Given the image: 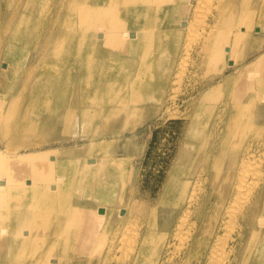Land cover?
Masks as SVG:
<instances>
[{"label": "rangeland", "instance_id": "374dc122", "mask_svg": "<svg viewBox=\"0 0 264 264\" xmlns=\"http://www.w3.org/2000/svg\"><path fill=\"white\" fill-rule=\"evenodd\" d=\"M35 1L29 4L27 0H0V157L1 155L9 156L10 154L12 155L30 150L51 149V151L58 152L59 158H78L80 160L79 167H81V165L85 162L86 157L88 156L87 147L89 141L92 138L99 139L106 137L108 139L117 138L113 145L115 149L114 153L129 156L125 160L132 166H130L131 168H126L122 171L120 180L116 185V199L112 204L103 203L91 196L80 195L70 190L68 192V198H66L65 200L57 199L49 207L43 210L45 214V222L42 221L40 225L42 227H39L38 230H34V227H36L35 223L38 222V210L30 208V206L26 205L19 206L18 211L21 215L24 214L23 217H20L17 220L5 219L3 223L6 224L10 220V227L13 229L32 227L34 225L35 226L31 228L32 231L28 234V238L22 242V246H20V243V245L16 248V255L9 254L7 258L9 260H13V264H44V262L45 264H52V259L57 255L62 257L63 261L64 259L71 258V264H125L129 260V258L132 257L134 252L129 251V246L126 244V242H131V240L134 239L133 237L136 236V241L133 240L134 242L132 241L131 244L136 246L138 245V241L142 236V233L149 226H152L150 225L151 208L153 205H157L158 218L154 228H156V230H161V228L163 229L164 226H167L165 224L167 222L171 231L168 232L167 236L162 239V246L160 247V254L158 253L156 264H169V262L170 264H206L207 256L209 253V246L212 241L211 239H213L218 233H221L223 231L224 223L226 221L225 219H227L226 217H228L226 213L222 215L223 209H217L218 203H216V192L222 190L221 182L226 155H228L230 152H233L234 149L240 150L245 146H252L251 148H249V150L254 152L257 157L263 155L264 151V139H262L264 138V129L261 128V124H264V101L256 98V92L249 87V75L245 69L247 63L251 59H253L261 50L264 49V44L259 48V50L254 52L255 54L253 53L252 55L247 57L244 56L245 46H249L251 44V40H254V48L261 45V41L264 40V29L257 30L254 26L255 24H258L260 22V5L262 4H257L259 3V1L261 2V0H202L203 4H201V2H199L198 0H176L177 2L183 3V5L188 6L186 10H182L181 16H178V20L180 18H185L186 24H181L179 21H177V17H163L159 20L153 19L154 17L146 19V17L148 18V13H146V15L145 11L146 9H149V6L152 3L154 4L155 0H153V2H143L141 0H138L137 3L139 5V10L132 9L131 12L134 16H131L132 20L129 27L133 30H140L141 27H146V30L150 31L148 34L149 37L147 41L142 44L141 50H139L137 54L126 53L122 51L119 52L118 50H113L112 48L109 49L111 52L115 54L117 53V55L121 57L119 59L128 67L132 68L131 73L121 77L117 81L116 85L118 87L123 86L121 89H115L108 95V100L112 102L115 101V103L110 104V102H108L99 104V106H90V111L92 112H90L89 116H82L78 111H72V113L67 114L69 109V105L66 103L67 94H65V90L67 92V89L61 88L63 86V83L64 85H67L65 81L68 80L66 78V75L68 73L66 72L69 59L68 53L65 47H63L65 56L53 61L51 49L54 44H56V42H53V44H49V42L48 47H45V45L47 44L46 37H48L47 34H49L50 31L53 30V34L65 31L70 32L71 23L75 25L76 22L75 20L71 22L66 20V6L62 4L60 0ZM70 1L71 0H66L65 4L69 3ZM115 1L118 5L119 11L123 13L124 9L122 7V4L120 5V0ZM162 1L163 2L161 3L166 7L172 4V0ZM220 1L221 4L224 3L223 5H221L222 7H224L223 9L220 6ZM196 2L197 4L201 5L200 9L199 5L197 6ZM206 2H211V5L207 3L208 8H206L205 6L207 5ZM32 4H36L35 13L32 14L26 21V25L32 29V31L30 32V38L25 43H19L18 48L20 49V53L18 52V54L20 55H16L13 58L14 61L13 59L11 60L9 58V66L11 67L6 68L7 61L5 57V48L6 44H9V42L11 41L12 30L15 27V24L19 16L21 15V12L23 11L21 7L25 6L26 8L24 11H26L27 13H32L31 7L34 6ZM58 4H60V6ZM195 4L198 7L199 11L198 9H196ZM255 4L256 6H253ZM202 5H204L205 9L209 12H205V9ZM217 6L220 7L218 8ZM201 7L202 10L204 9L203 11L201 10ZM209 7H211L210 10H208ZM244 7H246L247 9ZM251 8H253L254 10ZM58 9L60 10V12ZM200 10L202 13L200 12ZM231 11L233 12L231 13ZM203 12L204 14L207 13L206 16L204 15L206 19L203 16ZM194 13L196 16H198L197 20L195 19L196 21L194 20V18H196ZM211 13H213V15ZM248 13L250 14L249 19L252 20L253 26L252 24L250 25L244 23L243 21L245 19V15ZM54 15L56 17H54ZM192 15L194 16V18ZM238 19L241 20L239 21ZM227 20L230 22H228ZM189 21L193 24L196 22L194 25L192 24L193 27H191L194 30L190 28L191 25H189ZM200 21L201 23H199ZM237 21H239V23H237ZM217 22H219L220 24ZM226 22L229 23L227 24V27H225ZM74 25H72V27L76 26ZM214 25L217 26L213 27ZM211 28L213 30H211ZM229 28L231 29V32L228 31ZM221 29H223L224 32ZM158 30H160V32H158ZM208 30L210 33L208 32ZM233 31H236V35ZM222 32L226 37V42H224V44H227V46L223 47L222 45L221 49H219V52L221 53L213 56V46H216L217 42L215 39L216 34H220ZM206 35H208V37ZM188 36H190L191 38L188 39ZM233 37H235L236 39ZM160 39L161 41H159ZM186 42L190 44L189 46L187 45V47L185 44L188 43ZM63 44V42L60 43L58 45V48H62ZM182 47L184 49H182ZM185 48H188L189 51ZM184 50H187L188 54H190L186 55L187 51L186 53H183L185 52ZM40 58H43V61ZM123 59H127V62H125V60ZM11 61L14 62V64H12ZM46 66H48V68L50 66V72H48V74H46V72H43ZM4 69H6L5 73L3 72ZM72 70V73L76 78L78 73L76 72V66H72ZM147 70L149 71L148 73ZM190 70L193 72H191ZM219 70L221 72H219ZM178 71L180 73L184 72L182 73L183 75L178 73ZM175 73H178L179 76H177V74ZM245 73L246 75H244ZM47 77H50L51 80L59 77L61 80L56 88H50V86H48V83L46 84V82H41L39 84L38 80L47 81ZM228 78L231 80V82L226 83V80ZM135 79L138 80V82H136ZM176 79H180L179 82L177 81L178 83L176 82ZM151 81L152 84H154V87L160 88V94L162 96L161 101L156 98L157 93H150V90H147L146 86H148ZM172 83H174V86L171 87L170 85ZM216 84L220 87V89L218 90L220 94L216 92L217 95L215 94L202 100L203 92L209 86H214ZM131 86L134 88H132ZM136 89L137 91L139 89V91L137 92ZM116 90H120L119 93ZM172 90H174V93L172 92ZM59 92H61L60 95H64V99L62 101H59V99L56 97ZM140 93H142L143 95ZM14 95L17 96V100L15 101V103H13L14 106L12 105V107H10L11 99L12 97H14ZM119 95L124 96V98H128V100L125 99L124 101V98L119 99ZM139 95L140 97H142V99H136V97H139ZM31 97H34V100H31ZM172 97L176 98L173 99ZM224 98L227 99L225 100ZM252 99L254 101L253 103L250 102V100ZM131 100L133 103L131 102ZM119 101L121 104L118 103ZM134 101H136V103H134ZM189 107H191V109ZM56 111L60 113L59 116H56ZM237 112L239 115L237 114ZM133 114L141 117L130 128L127 127L125 123L129 118H131V116H133ZM234 117L236 119H234ZM219 118H221L220 121ZM222 129L223 131L228 132L226 134V136H228L227 138L225 136L219 135V131ZM85 131H89V133ZM242 137L244 140L242 139ZM125 138L129 139L125 140ZM225 140H227L228 142H226ZM212 146H214V148ZM200 164H202V166L200 167L203 168L202 173H205V176L207 174H216L217 178L215 180L216 183H214L215 185L213 186V188L210 189V187H208L206 191L207 194L209 193V197L207 200L206 208L204 207L205 215L202 214V217H200L199 219L196 218L195 212L192 211V207L190 209V221L188 220L191 223H188L187 221V223L182 226V235L180 234L182 237L190 231L193 232L194 230L199 229L204 231L205 240L203 244L205 246L203 245V247L198 248V253L196 255H189L184 254V245L186 241L183 242L182 245V239H180V235L178 237H174L173 234L182 214V212H180L179 214V205L166 206L161 202V200L165 199L163 192L164 186L170 177H174L178 181L177 183L179 184L177 185V188H180V183L183 182L182 180L189 177L192 178L193 172ZM262 166V164H259L257 167L259 169L262 168ZM9 173H13V175H20L23 173L26 183L28 182V184H33L38 181V177L39 175H41L42 171L22 169L20 168V166L13 165L10 167ZM5 176V170L0 169V179L4 180L3 178ZM236 178H238V176ZM252 179L258 178L252 176V178L250 177V180ZM234 181L236 183L232 186L233 188L231 189H233V191L235 192L238 179H234ZM204 182H206V180ZM190 183L191 181H189L188 184ZM158 188H160L161 190H158ZM177 188L172 189V195L174 197L175 195H181V192H179ZM187 190L188 188H186V192L184 195H186ZM184 195H181V203L184 200L182 199ZM233 195L234 193L231 194V197ZM142 200L144 203H142ZM99 205L109 206L112 209L105 216L101 217L99 216L98 212L94 210ZM70 206L72 207V209H75V207L77 206V209L80 210V212L84 213V217L82 219L71 218L70 216L68 217L65 211L71 209ZM10 210L16 211L17 208L12 205H7L6 202L0 209L2 214H7V212ZM134 214H137V216H134ZM24 216L26 217V220H28L31 224L24 222ZM133 218L136 219L134 220ZM65 219L68 220V225L66 226H64ZM127 220L130 223L126 222ZM132 221L133 225L136 224L138 226H130ZM120 222L122 224H120ZM128 224L132 230L134 229V231L138 233V235H135V232L131 231V229L129 230L132 233L127 231ZM118 226L119 238L114 241V246L109 247L111 235L113 234L115 228H117ZM192 226L194 229L192 228ZM55 227L59 228V231L52 232ZM76 227L78 231L76 230ZM124 227L127 229H125ZM122 228L124 231L122 230ZM64 229H66V233L62 232ZM136 229H139L137 230L139 232H137ZM85 230L87 232L86 236H88L89 234L90 235L86 241L81 242L80 237L81 235H83L81 232H84ZM122 231L126 234L123 235ZM184 231L186 234L183 233ZM20 234L25 235L24 233ZM132 234L134 235L133 237ZM122 235L124 237L126 236V238H124ZM8 236V233L0 231V243L2 242L0 244V250L2 249L0 251V257L5 256L4 254L6 251V247H2V245H12L11 242H5V239L8 238ZM121 236L123 237V239H121ZM129 236H131L132 238L130 237V239L128 240L127 238ZM106 237L108 240L106 239ZM91 238H93V241L91 240ZM104 239L106 242L104 241ZM32 241L33 244H31ZM131 244L129 245L131 246ZM97 245H99L100 247H97ZM124 245H126V247H124ZM82 246L86 247L85 253L73 254V251L75 249H80V247ZM107 247L109 251L107 250ZM119 247H121L120 251ZM123 247L126 252H122ZM21 249L22 251H24L22 252ZM170 250L172 252L175 251L173 252L175 254L173 255ZM106 252L108 253L107 256L105 255ZM105 257L107 258L105 259ZM113 257L115 258V260ZM124 257H126V260L123 259ZM119 258H122V260L124 261ZM254 261H256V264H264V250H260L259 253H257L256 250L251 252L248 258V264H252Z\"/></svg>", "mask_w": 264, "mask_h": 264}, {"label": "bare ground", "instance_id": "6f19581e", "mask_svg": "<svg viewBox=\"0 0 264 264\" xmlns=\"http://www.w3.org/2000/svg\"><path fill=\"white\" fill-rule=\"evenodd\" d=\"M27 1L30 4V3H33L35 0H27ZM60 1H61L62 4H64L66 6V17H65L66 20L69 21V22L75 20V22H76L75 25L76 26L71 23L70 32H66L65 31V32H60V33H57V34H53L54 33L53 30L50 31V33L47 34L48 37H46V43L47 44L45 45V47H48V43L49 42H50L49 44H53V42H56V44H54V46L51 49V55H52V60L53 61L55 59L62 58L63 56H65V51H64L63 47H65V49L67 50V53H68L69 59H68V67H67V70H66V72H68L67 75H66V78L68 80L65 81L67 83V85L66 84L64 85V83H63V86L61 88V89H63V88L67 89V92L65 90V94H67L66 95V97H67L66 103L69 105L68 112L66 111L67 114L72 113V111H75V112L78 111L80 113V115H82V116L83 115L84 116L85 115L89 116L90 112H92V111H90V106H94V105H98L99 106V104H104V103H108V102H110V104L115 103V101L112 102V101L108 100V95L111 92H113V90H115V89H121L123 86H119L118 87L116 85L117 81L121 77L131 73V69L132 68L128 67L124 62H122L119 59L121 57L119 55H117V53L115 54V53L111 52L109 49L112 48L113 50H118L119 52L122 51V52H126V53L137 54L138 51L141 50L142 44L147 41V39L149 37L148 34H149L150 31L146 30V27H141L140 30H137V29L133 30V29H130V27H129L130 26V22L132 20L131 16H134L132 14V12H131L132 9L139 10V5L137 3L138 0H120V2H121L120 5L122 4V7L124 9L123 13H121L119 11L118 5H117L115 0H71L67 4H65L66 0H60ZM141 1H143V2H151L152 1L153 2V0H141ZM198 1L201 2V4H203L202 0L201 1L198 0ZM221 1H220V6L224 4V3L221 4ZM161 2H163V1L162 0H155L154 4L152 3L149 6L150 10L146 9L145 14L148 13V18L146 17V19H150V18L154 17L153 19L159 20V19H162L163 17H171V18L172 17H177V21H179L181 24H186L185 18H180L178 20V16L180 17L182 10L183 11L186 10L188 8V6H185V5H183V3L177 2L176 0H172V4L170 6L166 7ZM35 3H36V1H35ZM207 3L210 4L211 2H206V4ZM260 3L262 5H260ZM196 4H197V2H196ZM196 4H195V6H196ZM256 4L253 5V6H256ZM32 5H34V6L31 7L32 8V13L31 12L27 13L26 11H24L25 8H26L25 6L21 7V9H23V11L21 12V15L19 16V18H18V20H17V22L15 24V27L12 30L11 41L9 42V44H6V48H5V57H6V61H7L6 68L7 67H11V66H9L10 65L9 64V60H8L9 58L12 60L16 55H20V54H18V52L20 50L18 48L19 43H21V44L23 42L25 43L30 38V35H31L30 32L32 31V29L29 28L26 25V21L32 14L35 13V10H36V6L35 5L36 4H32ZM58 5L60 6V4H58ZM198 5L199 4H197V6ZM216 5H214V6H216ZM245 5H247V4H245ZM257 5H260V18H259L260 22L258 24H255L254 26H255V29L261 30V29H264V0H261V2L259 1V3ZM197 6H196V9H198ZM200 6L201 5H199V9H200ZM202 6L205 9L204 5H202ZM205 6H206V8H208V4L205 5ZM211 7H209L208 10H210ZM221 8L223 9L224 7L221 6ZM244 8H246V7H244ZM199 9H198V11H199ZM251 9H253V8H251ZM201 10H202V7H201ZM201 10H200V12H201ZM204 11L206 12L207 10L205 9ZM59 12H60V10H59ZM207 12H209V11H207ZM213 12H214V10H213ZM232 12L233 11H231V13ZM206 14L207 13L204 14V12H203V16L204 15L206 16ZM211 14L213 15V13H211ZM57 15H58V13H57ZM194 15H195V13H194ZM205 16H204V18H205ZM54 17H56V16L54 15ZM144 17H145V15H144ZM197 17L198 16H196V18H194V16H193L194 20L195 19L197 20ZM249 18H250V14L248 13V14L245 15V19L243 21H244V23H247V24L251 25L252 24V20L249 19ZM201 21L199 23H201ZM239 21H237V23H239ZM223 22H224V20H223ZM228 22H230V21H228ZM228 22H226V26L225 27L228 26L227 25V24H229ZM254 22H255V20H254ZM146 23H145V25H146ZM189 23H190V21H189ZM217 23H219V22H217ZM192 24L193 23L189 24V25H191L190 28L193 27ZM72 25H74L75 27H72ZM201 25H204V24H201ZM208 25H209V23H208ZM56 26H57V24H56ZM216 26L214 25L213 27H216ZM239 26H240V24H239ZM252 26H253V24H252ZM230 28H231V26H230ZM230 28H229L228 31L231 30ZM191 29H193V28H191ZM191 29H190V31H191ZM188 30H189V28H188ZM211 30H213V29L211 28ZM221 30L224 32L223 29H221ZM225 30H227V29H225ZM190 31H189V33H190ZM158 32H160V30H158ZM208 32H209V30H208ZM223 32L220 33V34H216L215 39H216L217 42H216V46H213L214 47V50L212 52L213 56L218 55L219 53H221V52H219L220 51L219 49H221L222 45H223V47L227 46V44H224V42H226V37H225ZM191 33H192V31H191ZM191 33H190V35H191ZM235 35H236V33H235ZM206 36L208 37V35H206ZM37 37H38V35H37ZM197 37H199V36H197ZM187 38L189 39L191 37L188 36ZM233 38H235V37H233ZM159 41H161V39ZM62 42L64 43L62 48L61 47L58 48V45L60 43H62ZM188 42H186V43H188ZM189 43L185 44L186 47H187V45L188 46L190 45ZM199 44H200V42H199ZM204 46H205V43H204ZM188 48H185V49H187L189 51ZM182 49H184V48L182 47ZM190 50H191V48H190ZM186 51L183 52V53H186ZM188 51H187L186 55L190 54V53L188 54ZM43 58L42 59L40 58V59L43 61ZM127 59H128V57H127ZM123 60H125V59H123ZM126 60H125V62H127ZM13 61H14V59H13ZM12 64H14V62H12ZM180 65H181V63H180ZM72 66H76V68H77L76 72H78V73H77L76 78H75V75H73V73H72V71H73L72 70ZM49 68H50V66H49ZM49 68H48V66H46L45 69L43 70V72H46V74H48V72H50ZM148 68H149V66H148ZM245 69H246V71H247V73L249 75V80H250V84H248V85H250L249 87L256 92V98H258L259 100L264 101V49L261 50L253 59H251L247 63V66H246ZM5 71H6V69L3 70L4 73H5ZM148 72L149 71L147 70V73ZM191 72H193V71H191ZM219 72H221V71L219 70ZM178 73H180V72L178 71ZM178 73H175V74H177V76H179ZM182 73H184V72H182ZM182 73H180V74H182ZM244 75H246V73ZM66 78H65V80H66ZM46 79H48V80L47 81L38 80V82H39V84L41 82H46V84L48 83V86H50V88L51 87L52 88H56L58 86V84L60 83V80H61L59 77L54 79V80H51L50 77H47ZM179 80L180 79H176V82L177 81L179 82ZM136 82H138V80H136ZM228 82H231V80L229 78L226 80V83H228ZM173 84L174 83H172L170 86L171 87L174 86ZM217 84H218V82H217ZM217 84L214 85V86H209L203 92L202 100H204L207 97L213 96V95L216 94V92H218L220 87ZM132 88H134V87H132ZM146 88H147V90H150L149 91L150 93H154V92L157 93L156 98L159 101L162 100V96L160 94V88L159 87L158 88L154 87V84H152V81H151L150 84H148V86H146ZM123 89H122V91H123ZM119 91L120 90H118L117 92L119 93ZM136 91H137V89H136ZM138 91H139V89H138ZM173 91L174 90H172V92ZM134 92H135V90H134ZM200 93H202V92H200ZM39 94H41V93H39ZM60 94H61V92H59L56 95V97L59 99V101H62L64 99V95H60ZM121 94H122V92H121ZM140 94H142V93H140ZM136 95H137V93H136ZM199 96H200V94H199ZM84 98L86 99V101H85ZM122 98H124V96L119 95V99H122ZM137 98L138 99L139 98L142 99V97H140V95H139V97L137 96L136 99ZM148 98H149V96H148ZM175 98H173V99H175ZM125 99L128 100V98H124L123 100L125 101ZM16 100H17V96L14 95V97H12V99H11V106L10 107H12L13 103H15ZM31 100H34V97H31ZM132 100H131V102H132ZM169 101H171V100H169ZM250 102L253 103L254 102L253 99L250 100ZM118 103L121 104L120 101ZM134 103H136V101H134ZM116 105H118V104H116ZM210 105H212V104H210ZM242 105H244V104H242ZM169 107H171V106H169ZM189 108L191 109V107H189ZM237 114H238V112H237ZM59 115H60V113L58 111H56V116H59ZM140 117L136 116L135 114H133V116H131V118L128 119V121L125 123V125L127 127L131 128V126L134 123H136L140 119ZM236 118H237V116H236ZM236 118L234 117V119H236ZM220 120H221V118H219V121ZM66 121H68V120H66ZM188 121H189V119H188ZM261 125H260L261 128L264 129V124H261ZM123 130H126V129H123ZM89 131H85V132L89 133ZM132 131H133V128H132ZM201 131H203V130H201ZM62 133H63V131H62ZM227 133L228 132L223 131V129L219 131V135L225 136L226 138L228 137V136H226ZM64 134H66V133H64ZM76 137H78V136H76ZM214 137H216V136H214ZM128 139L125 138V140H128ZM242 139H243V137H242ZM250 139H251V136H250ZM262 139H264V138H262ZM116 140H117V138L108 139L106 137L99 138V139L92 138L90 141L88 140L89 141V144H88V147H87L88 156L86 157L85 162L81 165V167H79L80 166V163H79L80 160L78 158H76V157L59 158L58 157V152L51 151V149L30 150V151H26V152H19L17 154H12V155L10 154L9 156L8 155L7 156L1 155V157H0V169H4L5 170L6 176L3 178L4 180L0 179V209L2 208V205L5 204V202H6L7 205L15 206L17 208V210L16 211L15 210H10V211L7 212V214H2V212L0 211V227H2V228H0V231L6 232V233L9 234L8 238L5 239V242L6 241L7 242H11V244H12V245H9V246L8 245L7 246H3L2 245V247H6L5 248L6 251H5V254H4L5 256L0 257V264H13L14 263V261L13 260H9L7 258V256L9 254H15L16 248L20 245V243H21L20 246H22V242L25 241L28 238V234L31 233V231H32L31 228L35 226L33 224L34 226L31 225L32 227H22V228H19V229H13V228L10 227L11 226L10 225V220H17L20 217H23V215H24V214L21 215L19 213V211H18V207L19 206L26 205V206H30V208H34V209L38 210V212H39L38 215H37L38 216V222L35 223L36 227H34L35 228L34 230H38L39 227H42V226H40L42 221L45 222V220H44L45 219V214H44L43 210L46 209L47 207H49L57 199L58 200H60V199H62V200L64 199L65 200L66 198H68V192L70 190H72L73 192H75L77 194H80V195L91 196V197H93V198H95V199H97V200H99V201H101L103 203L112 204L115 201L116 194H117L116 185L118 184V181L120 180L122 171L125 170L126 168H131L130 166H132L131 164H129L125 160L129 156H126V155H123V154H119V153L118 154L114 153L115 149H114L113 145H114V142ZM225 141L228 142L227 140H225ZM244 142H246V141H244ZM262 143H263V141H262ZM75 145H77V144H75ZM226 145H227V143H226ZM212 147L214 148V146H212ZM212 147H210V148H212ZM251 147L245 146L243 148L241 147L242 149H240V150L234 149L233 152H230L228 155H226L225 164L223 166L222 182H221L222 190H219L216 193V203H218V205H217L218 208L217 209H220V210L223 209L222 210V215L226 213L228 217H226L227 219H225L226 221L224 223L223 231L221 233H218L213 239H211L212 240L211 244H210V246L208 245L209 246V253H208V256H207V261H206L207 263L206 264H248V258L250 256L251 252L256 250L257 253H259L260 250H264V151L262 150L263 151V155H260L259 157H257L254 152L249 150V148H251ZM257 147H259V146H257ZM253 150H255V149H253ZM116 152H117V150H116ZM12 153H14V152H12ZM172 161H173V159H172ZM202 164H200L196 168V170L193 172L192 178L189 177L187 179L182 180L183 182L180 183V188L179 187L177 188V185L179 183H177L178 181L174 177H170L167 180V182H166V184L164 186V191L163 192H164L165 199H163L161 197L163 199V200H161V202L164 205H166V206L179 205V214H180V212H182V214L180 216V219H179V222L177 223L179 226L177 225L175 231L173 232L174 237H176V236L178 237L180 234L182 235V233H181L183 231L182 230L183 229L182 226L185 225L187 223V221L189 220V217L191 215L190 209L192 207H193L192 211L195 212V217L196 218L199 219L200 217L205 215L204 214V207L206 208L207 200H208V197H209V193L207 194L206 191H207L208 187H210V189L213 188V186L215 185L214 183H216L215 180L217 178V175L216 174H210V175L207 174L205 176L204 175L205 173L204 174L202 173L203 168L200 167V166H202ZM259 164H262L263 166H262V168L258 169L257 166ZM13 165L20 166V168H22V169H33L34 171L39 170V171H42V173H41V175H39L38 181L36 183L28 184V182L26 183V180L24 179V174L23 173L20 174V175H13V173H9L10 167L13 166ZM238 165H239V167H238ZM191 166H192V164H191ZM238 168H239V170H238ZM237 176H238V178H236ZM252 176L253 177H257L259 180L258 179L250 180V177L252 178ZM165 178H167V177H165ZM234 179L235 180L238 179L237 185H236L237 188H236L235 192L233 191V189H231V188H233L232 186L236 183L234 181ZM205 180H206V182H204ZM189 181H191L190 184H188ZM139 183H140V181H139ZM187 184H188V187H187ZM19 187H21V188H19ZM173 188H177L178 191L181 192V195H184L185 192H186V188H188L186 195H184V197L182 198V199H184L182 203L180 201L181 195H178V196L175 195V197L172 195L173 194L172 193V189ZM159 189L160 188H158V190ZM177 189H176V191H177ZM133 193H134V191H133ZM233 193H234V195L231 197V194H233ZM135 194H136V192H135ZM139 194H140V192H139ZM159 196H161V195H159ZM146 197H147V195H146ZM148 199H146V200H148ZM140 202H141V199H140ZM142 203H144L143 200H142ZM57 205H59V204H57ZM143 206H144V204H143ZM77 208L78 207L76 206L75 209L74 208L72 209V207H71V209L66 210L65 212L67 213L68 217L70 216L71 218H81L82 219L84 217V213L80 212V210H78ZM111 209L112 208L109 207V206L99 205L94 210H96L98 212L99 216L102 217V216H105ZM121 209H123V208H121ZM21 210H22V208H21ZM157 211H158L157 205H153L152 208H151V214H150V222H151L150 225H152V226H149L142 233V236L140 237V239L138 241L139 242L138 245L136 246V245L131 244L133 240L136 241V239H137V238L135 239L136 236L133 237L134 236L133 234H132V237L134 239L131 240V242H128L129 244H131V246L126 242V244L129 246V248H128L129 251L130 252L134 251V252H133L132 257H130L129 260L125 264H156L157 263L156 260H157V256H158L160 247L162 246L161 245L162 239L165 236H167L168 232L171 231L169 229V226H168L167 222L165 223L167 226L166 227L164 226V228L163 229L161 228V230H158V229L156 230V228H154V226L157 223V218H158ZM139 212H140V210H139ZM33 214H34V212H33ZM134 216H137V214L136 215L134 214ZM92 217H94V216H92ZM5 219L6 220L10 219V220L6 224H4L3 222H4ZM133 219L135 220L136 218H133ZM23 220H25L24 221L25 223L31 224L28 220H26V217ZM128 220L126 222L130 223L129 222L130 220L129 221ZM136 221H138V220H136ZM189 221H188V223H191ZM120 224H122V223L120 222ZM66 225H68V220L65 219L64 220V226H66ZM132 225H133V221L131 222L130 226H132ZM145 225H146V223H145ZM133 226H138V225L135 224ZM221 226H223V225H221ZM127 227H128V229L124 227L125 229H127V231H129V232L134 231V229L132 230L129 227V224H128ZM87 228H85V229H87ZM132 228H135V227H132ZM192 228H193V226H192ZM129 229H131V231ZM189 229H190V227H189ZM76 230H77V227H76ZM122 230H123V228H122ZM137 230H139V229H136V231ZM172 230H173V227H172ZM53 231L54 232L59 231V228L55 227L54 230H52V232ZM185 231H186V229H185ZM185 231L183 233H185ZM62 232L66 233L67 231H66V229H64ZM137 232H139V231H137ZM20 233H24L25 235H21ZM81 233L83 235H81L80 241L81 242L86 241L87 238H89L90 234L88 236H86V234H87L86 230L84 232L82 231ZM120 233H121V231H120ZM125 234L126 233L123 232V235H125ZM127 234H128V232H127ZM134 234L138 235V233H136V232ZM181 235H180V239H182L181 240V242H182L181 244L183 245V242L186 241L185 245H184L185 248H186V249L184 248V251H185L184 254L196 255L198 253L197 252L198 248L203 247V245H204L203 244V242L205 240L204 231H202L201 229L194 230L193 232L190 231L186 235H184L183 237ZM123 237L121 239H123ZM130 237L131 236H129L127 239L129 240ZM117 238H119V226L117 228H115L113 234L111 235V239H110L111 241H110L109 247L114 246V241ZM124 238H126V236ZM92 239L93 238H91V240ZM106 239H107V237H106ZM128 240H126V241H128ZM104 241H105V239H104ZM99 242H100V239H99ZM99 242H98V244H99ZM123 243H122V245H123ZM31 244H33V241H32ZM181 244H180V246H181ZM98 246L99 245H97V247ZM69 247H71V246H69ZM121 247H119L120 249L118 248L119 251L121 250ZM124 247H126V245H124ZM124 247H123V250H124ZM85 248H86L85 246L84 247L82 246V247H80V249H75L73 251V254H83V253H85ZM109 249H111V248H109ZM69 250H71V249H69ZM99 250H100V248H99ZM107 250H108V247H107ZM123 250H122V252H126L125 250L124 251ZM21 251H22V249H21ZM122 252H120V253H122ZM173 252H175V251H173ZM179 253H180V251H179ZM21 254H20V256H21ZM107 254L108 253L106 252L105 255L107 256ZM174 254L175 253H173V255ZM128 256H129V254H128ZM171 257H172V255H171ZM19 258H21V257H19ZM106 258L107 257H105V259ZM125 258L126 257H124L123 259H125ZM119 259L122 260V258H119ZM114 260H115V258H114ZM176 260H177V258H176ZM71 261H72L71 258L64 259V261H63L62 257L57 255L56 257H54L52 259V264H63V263L71 264ZM122 261H124V260H122ZM171 263H173V262H171ZM36 264H39V263H36ZM44 264H45V262H44ZM169 264H170V262H169ZM252 264H256V261H254Z\"/></svg>", "mask_w": 264, "mask_h": 264}, {"label": "crops", "instance_id": "0c3cea01", "mask_svg": "<svg viewBox=\"0 0 264 264\" xmlns=\"http://www.w3.org/2000/svg\"><path fill=\"white\" fill-rule=\"evenodd\" d=\"M253 41L254 40H251V44L249 46H246L245 47V50H244V56H250L252 55L254 52H256L257 50H259L260 47L263 46L264 44V40L261 41V45H259L258 47L254 48L253 47ZM255 54V53H254ZM217 193V192H216Z\"/></svg>", "mask_w": 264, "mask_h": 264}]
</instances>
